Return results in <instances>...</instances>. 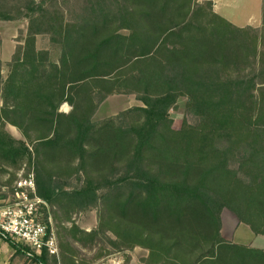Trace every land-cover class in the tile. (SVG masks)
Instances as JSON below:
<instances>
[{
    "label": "trees",
    "instance_id": "1",
    "mask_svg": "<svg viewBox=\"0 0 264 264\" xmlns=\"http://www.w3.org/2000/svg\"><path fill=\"white\" fill-rule=\"evenodd\" d=\"M19 20L22 42L0 60L6 193L24 166L48 207L95 210L94 229L75 227L92 259L138 246L142 264H264L221 235L224 209L264 235V0L257 27L211 0H0V22ZM113 95L141 105L94 121Z\"/></svg>",
    "mask_w": 264,
    "mask_h": 264
},
{
    "label": "crops",
    "instance_id": "2",
    "mask_svg": "<svg viewBox=\"0 0 264 264\" xmlns=\"http://www.w3.org/2000/svg\"><path fill=\"white\" fill-rule=\"evenodd\" d=\"M214 12L224 17L229 22L236 26L243 27L246 25H251L257 27L261 24V8L262 0H211ZM0 49L3 46L1 42ZM11 48L8 50V54L1 53L0 50V60L6 62L10 59L13 52ZM9 131L16 137L20 138L19 132L12 126H9ZM7 174L0 175V204L5 201L9 195L6 193L7 186L4 185ZM84 211V210H83ZM83 211L78 212V215L83 213ZM90 214L94 211H89ZM224 210L221 212V235L224 239L228 241H233L234 233L237 232L240 224L236 217L234 216L237 225L234 231L230 228L226 229L225 224L222 219ZM50 217L51 225L54 229V233L58 245V253L56 255H50V258H54L55 262L49 264H94L99 259H92L95 251V247L92 248L82 244L78 241V238H83V235L79 234L76 228L81 231L89 232L96 226V216L94 215L92 221H86L84 216L76 217V213L69 214L63 209H56L48 207V211L45 210L44 216ZM84 214L86 212L84 211ZM89 214V213H88ZM95 214V213H94ZM232 214V213H231ZM87 215V214H86ZM225 223H234L235 221L230 217L226 216ZM245 225V224H243ZM247 226V225H246ZM76 227V228H75ZM226 229V230H225ZM249 229V228H248ZM250 230V229H249ZM251 232V231H250ZM252 233V232H251ZM239 239H244L242 244L249 245L250 241L246 231L240 230L237 233ZM253 234V233H252ZM257 236V235H255ZM240 243V242H237ZM22 244V243H21ZM26 253V252H25ZM41 253V252H40ZM40 253H35L39 255ZM148 251L141 247H134L132 251L115 252L109 254L110 258L117 257L120 264H142L140 259L145 258ZM112 255V256H111ZM106 256V257H108ZM127 256L129 257L126 260ZM103 257V258H106ZM100 258V259H103ZM109 259V257H108ZM0 264H40L38 262H32L29 260L27 253L23 255V250L18 251L17 246H13L10 242L0 239Z\"/></svg>",
    "mask_w": 264,
    "mask_h": 264
},
{
    "label": "built area",
    "instance_id": "3",
    "mask_svg": "<svg viewBox=\"0 0 264 264\" xmlns=\"http://www.w3.org/2000/svg\"><path fill=\"white\" fill-rule=\"evenodd\" d=\"M44 209L48 211V204L36 195L34 172H26L23 166L17 172L7 199L0 204L1 239L26 245L28 257L31 252L40 253L42 250L56 255V236L50 226V217L43 214ZM108 257L94 264H120L116 256Z\"/></svg>",
    "mask_w": 264,
    "mask_h": 264
},
{
    "label": "rangeland",
    "instance_id": "4",
    "mask_svg": "<svg viewBox=\"0 0 264 264\" xmlns=\"http://www.w3.org/2000/svg\"><path fill=\"white\" fill-rule=\"evenodd\" d=\"M25 28H26V21L25 20H19V21H14V22H3V21L0 22V40L2 43L4 42L2 48L0 49L1 53L7 55L9 53L8 50H10L11 48H13L12 50L14 51L15 46L22 42L20 40V37H21L20 31L24 30ZM0 46H1V43H0ZM48 46H49L48 38L46 36L42 35V36L37 37L36 47L38 49H46V48H48ZM184 102H185V98H180L178 100L177 109L170 111V115L173 119V127L175 129L179 128L181 125V120H182V117L184 115ZM133 105H141V102L136 100L133 95H113V96H110L99 106L98 110L96 111V113L93 117V120L94 121L101 120L107 116L116 114L120 110H123V109L128 108V107L133 106ZM60 109L62 111H68L69 106L67 104H63ZM76 184L77 183L72 181L71 183L67 184V186H64L62 188L71 189L72 187L76 186ZM92 210L93 209L84 210L87 215L84 214V211H83L82 215L81 214L78 215V212H76V214H77L76 217H79L81 215V216H84L86 218V221H92L94 215L96 216L95 210H93L94 212L90 214L89 211H92ZM72 214H74V213H72ZM226 216L233 219L235 221V224L230 223V220H229V222L225 223V221L227 219ZM222 219H223V222L225 224L226 229L230 228L231 231L235 230L237 222L234 218V215L231 214L230 211L224 209ZM50 226L53 229V227L51 225V220H50ZM240 230L246 231L248 237H250L248 239H249L252 247L261 248L264 250V235L255 236L254 234H252L250 232L248 227L246 225H243V224H240L239 228L237 229V232L234 233V237H233L234 242H240V243L243 242L244 239L243 240L239 239V237L237 236L238 235L237 233Z\"/></svg>",
    "mask_w": 264,
    "mask_h": 264
}]
</instances>
